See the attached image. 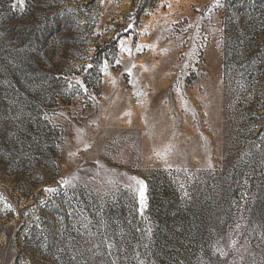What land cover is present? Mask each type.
Returning a JSON list of instances; mask_svg holds the SVG:
<instances>
[{
	"label": "rangeland",
	"instance_id": "rangeland-1",
	"mask_svg": "<svg viewBox=\"0 0 264 264\" xmlns=\"http://www.w3.org/2000/svg\"><path fill=\"white\" fill-rule=\"evenodd\" d=\"M57 261L264 264V0H0V264Z\"/></svg>",
	"mask_w": 264,
	"mask_h": 264
},
{
	"label": "trees",
	"instance_id": "trees-1",
	"mask_svg": "<svg viewBox=\"0 0 264 264\" xmlns=\"http://www.w3.org/2000/svg\"><path fill=\"white\" fill-rule=\"evenodd\" d=\"M235 5H229V9L231 10V11H233V12H235ZM242 13H244V11H242ZM251 13V12H250ZM247 14H249V13H247ZM226 26H227V29H226V33H228V34H233V32H231V31H236L237 29H235L234 27H233V25H231V22L229 21V22H227L226 23ZM49 139V138H48ZM47 139V140H48ZM44 140H46L45 139V137H38V139H37V142H36V144H34L33 146H34V148L36 147H38V146H41L42 145V142L44 141ZM43 146H44V144H43ZM46 155H48V154H46ZM2 158H4V157H2ZM5 159V158H4ZM35 162H44L43 164L45 165L46 163H45V159H41V160H38V159H35ZM225 164V163H224ZM226 167L228 166V164H226L225 165ZM225 173H223V174H220V175H224ZM207 227V226H206ZM222 225L221 226H218L217 228H215L214 230H211V228H208V230H207V233L209 232V234H206V232H204L201 228H200V234H199V236H200V238H205L206 236H208V239L209 238H214V237H212L213 235H215L216 234V232L218 233L220 230L221 231H224L225 229H224V227H222ZM220 231V232H221ZM219 236V235H218ZM56 264H64L63 262H61V261H57V263ZM69 264H72V263H69Z\"/></svg>",
	"mask_w": 264,
	"mask_h": 264
},
{
	"label": "snow or ice",
	"instance_id": "snow-or-ice-1",
	"mask_svg": "<svg viewBox=\"0 0 264 264\" xmlns=\"http://www.w3.org/2000/svg\"><path fill=\"white\" fill-rule=\"evenodd\" d=\"M19 2L22 4L23 0H19ZM47 191H52V189H47ZM141 203L143 204V197H142Z\"/></svg>",
	"mask_w": 264,
	"mask_h": 264
}]
</instances>
